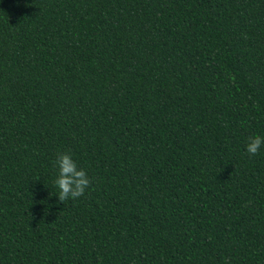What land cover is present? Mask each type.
Segmentation results:
<instances>
[{
	"label": "trees",
	"instance_id": "obj_1",
	"mask_svg": "<svg viewBox=\"0 0 264 264\" xmlns=\"http://www.w3.org/2000/svg\"><path fill=\"white\" fill-rule=\"evenodd\" d=\"M253 134L264 0H0V264H264Z\"/></svg>",
	"mask_w": 264,
	"mask_h": 264
},
{
	"label": "clouds",
	"instance_id": "obj_2",
	"mask_svg": "<svg viewBox=\"0 0 264 264\" xmlns=\"http://www.w3.org/2000/svg\"><path fill=\"white\" fill-rule=\"evenodd\" d=\"M262 145H264V137L253 134L248 137L244 150L249 155H255ZM54 163L57 169L53 181L58 189L56 197L64 201L82 196L90 183L85 170L78 167L76 160L68 152L59 153Z\"/></svg>",
	"mask_w": 264,
	"mask_h": 264
}]
</instances>
